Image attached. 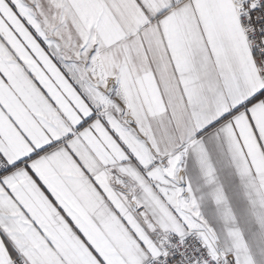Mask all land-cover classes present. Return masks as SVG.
Instances as JSON below:
<instances>
[{"label": "snow or ice", "instance_id": "snow-or-ice-1", "mask_svg": "<svg viewBox=\"0 0 264 264\" xmlns=\"http://www.w3.org/2000/svg\"><path fill=\"white\" fill-rule=\"evenodd\" d=\"M0 264H264V0H0Z\"/></svg>", "mask_w": 264, "mask_h": 264}]
</instances>
